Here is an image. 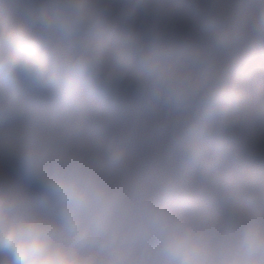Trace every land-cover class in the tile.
I'll return each instance as SVG.
<instances>
[{"label":"clouds","instance_id":"9594fccd","mask_svg":"<svg viewBox=\"0 0 264 264\" xmlns=\"http://www.w3.org/2000/svg\"><path fill=\"white\" fill-rule=\"evenodd\" d=\"M255 7L0 0V264H264V172L214 175L264 124ZM169 135L199 182L149 154Z\"/></svg>","mask_w":264,"mask_h":264},{"label":"trees","instance_id":"16d2710c","mask_svg":"<svg viewBox=\"0 0 264 264\" xmlns=\"http://www.w3.org/2000/svg\"><path fill=\"white\" fill-rule=\"evenodd\" d=\"M255 11L256 7L249 10L248 15L251 17ZM251 41L257 44V55L238 78L249 88V103L252 106H259L264 103V51H261L264 45L259 35H254ZM173 157L163 164L169 167ZM174 171L190 176L198 182L201 180L198 171L187 165L183 159ZM262 172H264V124L257 122L242 134L236 154L226 159L215 170L214 175L216 177L232 175L247 180L258 179Z\"/></svg>","mask_w":264,"mask_h":264},{"label":"water","instance_id":"95a60500","mask_svg":"<svg viewBox=\"0 0 264 264\" xmlns=\"http://www.w3.org/2000/svg\"><path fill=\"white\" fill-rule=\"evenodd\" d=\"M238 17V16H237ZM238 23V21H237ZM179 150L174 138L170 136L162 146H160L156 151H154L151 156L155 157L161 163L168 161L174 154Z\"/></svg>","mask_w":264,"mask_h":264},{"label":"built area","instance_id":"2783aa9c","mask_svg":"<svg viewBox=\"0 0 264 264\" xmlns=\"http://www.w3.org/2000/svg\"><path fill=\"white\" fill-rule=\"evenodd\" d=\"M246 3V4H245ZM250 7H254L252 5V3L250 2V0H242V8L240 10V13L239 14H243V18H242V23H241V27L245 26L247 21L249 20L250 16H248V12H249V9L251 10L252 8ZM253 36L251 37V40H252ZM161 139L155 144L153 145V147L155 148V146L158 147V144L160 143ZM156 147V148H157ZM179 152V153H178ZM177 153H175L173 156V159H172V163L169 165V168L171 169H175L177 168L179 162L182 160V157H181V153H180V150L178 151ZM14 180H16V182L19 183V180L18 178H14Z\"/></svg>","mask_w":264,"mask_h":264},{"label":"rangeland","instance_id":"374dc122","mask_svg":"<svg viewBox=\"0 0 264 264\" xmlns=\"http://www.w3.org/2000/svg\"><path fill=\"white\" fill-rule=\"evenodd\" d=\"M250 2L252 3V5L255 7V0H250ZM246 4V3H245ZM253 7V8H254ZM250 8H252V7H250ZM253 8L251 9V10H253ZM250 10V9H249ZM243 16V14L241 13V14H238V17H237V21H238V25H240L241 26V23H242V17ZM249 16V15H248ZM170 137V135L169 136H165V137H162L161 138V141H160V143L158 144V147L157 146H155V148L154 147H152L150 150H149V154H152L154 151H156L160 146H162L163 145V143L168 139ZM157 147V148H156ZM153 150V151H152ZM152 151V152H151Z\"/></svg>","mask_w":264,"mask_h":264}]
</instances>
